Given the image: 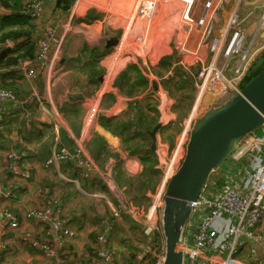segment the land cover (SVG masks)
Here are the masks:
<instances>
[{
	"label": "built area",
	"instance_id": "2783aa9c",
	"mask_svg": "<svg viewBox=\"0 0 264 264\" xmlns=\"http://www.w3.org/2000/svg\"><path fill=\"white\" fill-rule=\"evenodd\" d=\"M47 1L31 0L24 5L22 13L32 21L41 20L43 5ZM173 1L174 3L180 2L179 5L184 8L180 15L181 21L194 25L199 31H202L201 44L207 43L204 37L210 33V29L206 24L207 9H210V3L204 5V16L194 20L191 18L190 13L195 0H191V2L185 0ZM80 3V0L75 1L76 5ZM179 5L177 6V11L180 10ZM158 8L159 0H135L134 8L128 15L127 27L123 30L120 42L118 41V45L113 47V52L110 56V58L114 59H112L111 71H107L102 76L101 88L95 98L84 102L82 105V107L88 109L86 115L91 119V123H94L102 99L115 76L114 70L112 71L114 66L122 61L124 63L134 58H139L143 61L148 60L146 63L143 62L142 66H139L136 61L131 62L138 67L139 72L148 82L153 83L155 80L153 69L156 67L154 63L156 59L154 57L151 58L149 49L144 47L145 40L141 33L137 32V23L140 21L150 22L158 12ZM106 12L108 17H105L104 21L81 22L78 24L79 29L86 31L99 30L103 23L106 25L108 23L112 24L111 17L114 14L111 11ZM261 21H264V15H262ZM73 26L75 25L71 18L65 22H59L58 25L53 27L49 25L37 40L34 59L19 63L15 67L16 74L29 83L37 75V72L45 70L50 61L53 43L57 38H62L69 33ZM262 26L264 29V23ZM56 30L57 32L59 31L58 35ZM127 42H132L133 46L125 47ZM252 43L253 41L249 45H245L244 28L235 13L229 16L222 37L214 36L209 39L206 48L211 61L207 64L201 61V67L196 77L192 75L195 81V100L190 113L183 122L178 142L170 153L167 152L165 154L163 150L159 153L155 151L158 157L157 169L160 171V182L155 193L148 195L151 205L143 216L144 225L142 227V234L147 238V244L151 243L152 246H149L148 251L141 254L138 264H163L164 245L157 247L154 244V239L157 236L163 239L161 219L163 197L167 184L181 166L189 133L195 120L206 112L221 107L239 93L247 78V74L251 70L249 66L254 60L252 57L257 55L255 50L251 53ZM179 50L183 57L193 55L183 44L180 45ZM132 51L137 53H131ZM116 58H118L117 62ZM219 59L226 63L222 68L217 65ZM183 60L180 64H182ZM228 63H230L229 68L231 69L230 75H232V78L226 75ZM125 64H122L120 68L124 67ZM8 71L5 70L3 72ZM1 72L0 79L3 74ZM31 90L34 94V87H31ZM158 97L160 99V111L167 116L164 126H168L173 121V117L168 116H172L171 110L175 104L173 105L171 99L157 95ZM3 103H15L18 105L22 112L19 115H23V118H28L30 115V111L28 112L23 107L24 102L18 99L14 93L0 89V104ZM37 107L42 112L47 113L42 101L37 100ZM55 121L52 125L57 140L59 126L58 122ZM259 128V132L253 130L240 140L237 151L227 162L211 172L198 199L190 203V216L181 236L182 264L262 263L254 253L249 254L250 263L244 262L237 257L240 250L248 242L259 244L264 248V241L255 234L257 228L264 222V124ZM87 136L88 134L85 132L77 139H74L72 150L65 147L61 148L57 156L54 154L52 162L67 161L81 178L90 179L97 175L107 186V180L104 176H100L101 174L85 150L84 143ZM162 145L164 146V143ZM4 159L6 170L14 174L20 172L18 166L24 159L23 153L13 150L7 152ZM23 177L26 180H30L32 175L30 172H24ZM69 182L77 184L76 180H69ZM9 197L10 190L0 193V235L4 236L7 230H17L22 221L42 225L45 228V236L51 238L52 242L50 244L35 243L34 246L41 252L46 262L45 264H68L63 258V249L66 243L74 239L75 232L61 219L62 209L60 204L56 201H51L43 207H32L19 217L12 211L2 207L3 200ZM121 210L125 212L129 209L126 207V209ZM132 210L135 213L138 212L134 208ZM111 213L113 217H119L118 210L113 209ZM4 250V246L1 245L0 252ZM94 253L96 259L103 264H120L115 261L116 257L112 253L107 235L97 238Z\"/></svg>",
	"mask_w": 264,
	"mask_h": 264
},
{
	"label": "crops",
	"instance_id": "0c3cea01",
	"mask_svg": "<svg viewBox=\"0 0 264 264\" xmlns=\"http://www.w3.org/2000/svg\"><path fill=\"white\" fill-rule=\"evenodd\" d=\"M75 1L76 0H74L70 11L66 15H60L59 13L54 15L56 0H48L43 5L41 20L33 21L38 28L40 36L55 19L60 22H65L67 19L71 18L75 26H73L71 31H69V33H67L64 37L57 38L55 40L52 46L50 61L46 69L37 72V75L29 81V83L27 81V84H29V96L27 98L24 97L27 93H23L22 85L23 87L26 86V82L22 79L23 77L16 74L17 72L15 68L12 69L13 72H10L11 74L1 75L3 81H7V83H16L13 91L18 94V99L22 102L25 101V105L23 107H27L28 112L30 111L28 121L32 125L29 126V130H27L26 127H24L23 122L21 125L18 124L19 122L17 121L20 119L19 113L22 112L20 107L15 103L0 104V193L10 190V197L3 200L2 207L12 211L19 217H21L22 214L29 208L43 207L51 201H56L47 198V193L52 192L53 188L57 185L45 186L48 189L47 193H45L46 198L40 200L41 197L39 198V194L36 193L37 190H35L36 185L33 184L34 182H31L35 180V178L32 180L31 177V179L27 181L23 177L24 172H30L32 176L37 175L36 171L33 170L32 167V156L30 155L27 157L26 155H28V153H23L24 160L18 166L20 172L14 174L13 172L6 170L4 158L7 152H11L13 150L19 152V150L14 147L18 145H24L27 149H29L30 145L35 147L37 144L35 137L36 131L39 129L43 131L44 129L45 134L47 135V131H50V126L56 120L58 122L59 130H62L67 137L73 140L87 132L88 136L84 143L85 147L92 134L102 137L107 143L109 149L118 154L122 163V170L127 174V176L136 177L141 173V166L137 157L131 156L128 152L122 151L121 139L113 132V130L115 132L118 131L113 127L108 128L106 120L122 118L120 120L126 122L129 116L132 117L131 113L136 111H143L149 115L146 106L149 103L148 100L150 97L157 103V106L155 107L158 117L157 124L161 125L160 128L165 127L164 122L166 121L167 116L160 111V99L159 97L157 98V95L162 98H171L165 95V93L159 88L161 81L164 80L163 82H166L168 78L167 81L172 85V88H181V90L186 89L188 85H192V75L197 73L201 67V60H197V58H204L203 49L201 48L203 38L202 31H199L194 25H189L180 20V23L183 25L181 30L176 33L170 32L171 26H167V18L171 14H175L177 12L178 4L176 2L174 3L173 0H159L158 12L154 18L150 22H138L137 32L143 33L149 28L153 31L150 34V40L152 39V46L150 48L155 57L159 61H162L159 69L160 71H163V73H156L158 76L154 74L155 80L153 83L148 82L147 88L143 87L137 91L135 90L136 92L132 95L122 94L117 87L113 86L114 83L113 85H110L107 93L102 99L97 117L94 123H91V119L88 115H86L88 109L86 107H82V105L84 102L95 98V95L100 90L102 83L99 82L98 88H95L96 90L93 92L94 94L90 97L87 96L85 88H80L88 85L87 73L84 72L87 59L85 60V57L82 55L83 48L87 46L108 50V53L100 61V65L103 66L105 60H108L113 52V47L110 49L105 47L106 43L108 40L114 38L118 39L120 42L123 30L127 27L128 15L134 8L135 0H80L81 3L79 5H76ZM233 2V7L230 8L229 6V12L224 14V16H226L224 17V23L219 26V29L213 30V35L216 37H222L227 26L228 16L235 13L239 17V20L244 28L245 45H249L251 41H253L252 44L254 49H258L261 47L260 43L264 41V29L260 31L258 30V18L262 9H264V0H233ZM228 3H230V1H228ZM203 4L201 12L199 11L194 14L191 9V16L194 18V15H197L194 20H198L204 16L205 13ZM196 8L197 6L195 7V11ZM112 9L121 15H115V13L111 11ZM106 11H111L114 14V16L111 17V20L112 24L116 27L117 33L111 31L108 27L106 28L105 23L102 24L99 30L84 31L79 29L78 24L81 22H90L94 20L101 22L104 21L105 17H108L106 15ZM5 13L6 11L0 8V15ZM182 44L185 45L186 49L193 55L183 57V54L179 50L180 45ZM13 45V43L2 45L0 47V53L7 48L13 47ZM183 59H188L186 65H183V62L180 64ZM202 62L207 63V60ZM193 63L198 65L197 69H194ZM255 63L251 66V68L254 67ZM171 65L173 69L170 68ZM225 65L226 63L223 61V63H221V68ZM125 67L126 66L122 67L121 70L115 74L114 78L116 83L121 85L122 90L127 91L128 85L124 83V80H120L119 78L117 79L118 74ZM229 67L230 63H228L226 70V72L228 71L230 74L231 69ZM166 68H169V70L166 71ZM177 68H180V70L176 71ZM31 87H34V94L32 93ZM24 89L26 90V88ZM37 100L42 101L47 113L38 109ZM172 101L173 105H176V102L174 100ZM74 105H79L85 111L84 115H86L84 116L85 118L83 117L82 119L83 124L78 135H74L64 116L59 113V110L61 109H68L69 111ZM175 105L171 110L172 116H168L173 117L172 124L168 125L170 126L168 127L169 129H172L171 126L177 122L174 114ZM189 108L185 112L186 118L189 113ZM152 116L153 115H151V117ZM15 122L17 124H14ZM183 122L181 125H183ZM17 125H19V127ZM111 125L113 126V124ZM180 135L181 132L179 133L178 131V134L175 137V143L172 147L169 143H167L166 146L167 149H169L168 153L172 151L178 142ZM156 139L158 142H161L160 129L156 132ZM165 143L166 142H164V144ZM34 162H37L38 165L41 164L44 168H46L45 164L38 158H36ZM115 163V160H111L108 163V166L110 167L106 168L102 172H99L101 174L100 176L105 177L107 180V187L119 206L121 207L122 205H126L129 210L125 212L133 218V221L139 223L140 229L143 225L142 217L147 210L144 211L143 208L137 210L134 209L135 211H138L135 213L132 210L133 208L125 202V198L123 197V194H121L122 191H125V187H122V190L119 189L112 179L111 173ZM61 166L63 165H60L59 167L60 174L66 179V181H60L61 184L59 183V186L61 189H64L65 192H68L70 189L66 188L63 183L69 184V181L67 180V175L69 174L67 170H64L63 174L61 172V170H63ZM49 170H52L55 173L53 169ZM41 183L46 185L45 180ZM41 183L40 185L42 186ZM36 187L40 186L38 185ZM91 197L93 198L91 201L94 209L93 215L97 214V216L104 218L106 216H110L111 211L114 209L110 200H108L107 197L101 193L94 194ZM65 198L66 197H61L60 201L61 199L65 200ZM73 202L74 203L70 202L71 208L67 203L64 204V212H68L71 215L69 219L67 218L69 221L72 220L74 216L79 217L81 221V215L76 214L77 211L75 210V206L80 204L81 201L80 199L78 201V199L75 198L73 199ZM87 221L89 220H84V227L82 229H80V225L70 221L72 222L71 227L73 230L75 229V237L66 243L63 249V257L68 264H103L101 261L96 259L95 256L83 255L81 253L83 248L86 246V237L88 238L89 235L86 230L91 228ZM21 223L22 224L18 230H7L4 236L0 235V246L3 245L5 249L0 252V264H45L46 262L37 248L30 245L26 247V245H23L20 241L21 236L23 234H27L28 236H31L34 241L41 243L44 242V228L42 225L34 224L32 222L22 221ZM117 225L118 226H116L110 233L111 237L109 236V244L113 255L116 257V263L138 264L142 256L141 254L148 251L147 243L144 244V240L140 239L141 237L138 236V231L135 228L137 227L136 225L134 227L131 223L123 221L122 218L118 219ZM257 230L264 233V222L257 228ZM253 250H255L259 261L262 262L261 264H264V248H262L259 244H255Z\"/></svg>",
	"mask_w": 264,
	"mask_h": 264
},
{
	"label": "trees",
	"instance_id": "16d2710c",
	"mask_svg": "<svg viewBox=\"0 0 264 264\" xmlns=\"http://www.w3.org/2000/svg\"><path fill=\"white\" fill-rule=\"evenodd\" d=\"M30 1L31 0L27 2ZM73 2L74 0H56L54 15L57 13L60 15H66L70 11ZM26 3L25 0H0V8L6 11L5 14L0 15V47L7 43L14 44L13 47L7 48L2 53H0V72L2 71V75L11 74L10 72H13L12 69H14L19 63L33 60L36 54V45L37 40L40 37V33L33 21L22 13ZM107 53L108 50L103 48L87 46L83 48L82 55L85 57V60L87 59L84 72L87 73L88 85L82 86L80 88L86 89V94L88 97L94 94L93 92H95V88H98L99 86V79L103 76L104 70L100 65V61ZM5 70L9 71L3 72ZM257 72L258 70H254L253 74ZM118 78L120 80H124V83L128 85L127 91H124L122 90L121 85L117 84L116 86L115 84V86L124 95H132L134 92L142 89L143 87L147 88L148 85V81L133 65H126V67L118 74L117 79ZM245 81H247V78ZM15 86L16 83H7V81H3L1 77L0 89L10 91L18 98V94L13 91ZM177 90H181V88H177ZM151 100H153V98L149 97V103L146 106L149 115L143 111H136L131 113L132 117L129 116L126 122L121 121L120 119L122 118L106 120L108 128L113 127L118 131L115 132L113 130V132L116 133L121 139L122 151L128 152L129 155L137 157L141 166V173L138 176H127V174L122 170V163L118 154L109 149L107 143L102 137L92 134L90 140L86 143V149L100 171L105 170L104 167L109 158H112L116 161L111 173L112 179L119 189L125 187V194L127 193L133 196L130 198L127 197V199L125 198V202L135 210L140 209L141 207H143L144 210L148 209L147 206L150 202L148 194H154L160 182V171L157 169L158 161L156 153L151 152L149 148L151 144L149 132H151L153 127H155V125L158 123L157 112L155 110L156 108L150 105ZM176 106L177 103L175 108ZM59 113L64 116L74 135H78L83 124L82 119L84 116H86L84 115L85 111L79 105H74L69 111L68 109H61L59 110ZM151 115L153 116L151 117ZM24 121L25 120L23 119L24 127L29 130V126H32L31 123L28 124L26 121ZM111 124H113V126ZM174 126H176V124L172 125L171 128ZM44 127L47 128L46 126ZM168 127L170 126L160 128V138L162 142L163 140H167L170 143L169 145L172 147L175 143V137L178 134V131L173 132ZM254 130L259 132L260 128L258 127ZM47 132L48 133L46 135L44 129L43 131L39 129L36 131V135L34 134L37 140V144L34 147L37 151L36 158L42 161L45 164V167L47 166L48 162L50 164L49 166H52V159L54 156L53 153L59 154L60 149L63 147L69 150H72L74 147L73 139L67 137L62 130H58L57 140L56 135L53 132V125L50 126V131ZM37 149H39V151ZM59 164L63 165L61 166V168H63V170H61L63 174L64 170L68 171L69 175H67V180H76L80 191L83 192L81 193L79 190L75 189V184L73 183L68 182L69 184H67L62 182L66 188L71 189V192H73L76 199H80L81 202L87 200L89 203L90 198L92 199V195L101 193L107 196V198H109L110 202L113 204L114 209L119 211V217H113L112 213H110V216H106L105 218L99 217L97 214L93 215L89 213L82 215L80 221L79 217L74 216L70 221L80 225V229L84 227L83 222L86 219L91 222L92 227H96V230L88 235L89 241L93 242L94 244L95 240L99 236L107 235L109 237L112 230L118 226V219L121 218L123 221L131 223V225L134 227L136 225L137 227L135 228L138 231V236H143L142 229H139V223L133 221V218H131L129 214H125V212L120 209L119 204L115 202V199L112 197L108 187L103 183L99 176L95 175L90 179H84L78 175L77 171L73 169L69 162L59 161ZM67 197H69V195H67ZM67 201L68 199L65 198V200L61 199L60 202V207L63 209L61 213V219L64 221L68 220L67 218L71 216L68 212H64V204L67 203ZM144 202H147V204H144L145 206L140 205V203ZM90 210L94 213L93 209ZM70 221L68 220L66 224L71 227L72 222ZM43 231L45 236V228ZM140 239L144 240V244L147 243V238L145 236L141 237ZM160 239H162L160 236H157L154 239V244L157 247H162L160 244ZM51 242L52 239L45 236V241L42 243L50 244ZM254 245V243L248 242L246 246L240 250L237 257L244 262L250 263L248 258L249 254L254 253L256 255L255 250H253ZM149 246H152L151 243L148 245V247ZM89 251L93 254L92 256H95V253L93 251L91 252V249H89ZM250 264H254V262H251Z\"/></svg>",
	"mask_w": 264,
	"mask_h": 264
},
{
	"label": "water",
	"instance_id": "95a60500",
	"mask_svg": "<svg viewBox=\"0 0 264 264\" xmlns=\"http://www.w3.org/2000/svg\"><path fill=\"white\" fill-rule=\"evenodd\" d=\"M118 44L110 39L106 48ZM254 70H258L253 74ZM99 82H102L100 77ZM264 124V58H259L247 74L237 95L219 108L195 120L185 147L181 166L167 184L163 197V264H182L181 236L190 216V203L204 189L212 171L227 162L238 149L240 140ZM157 124L149 133L150 151H156Z\"/></svg>",
	"mask_w": 264,
	"mask_h": 264
},
{
	"label": "rangeland",
	"instance_id": "374dc122",
	"mask_svg": "<svg viewBox=\"0 0 264 264\" xmlns=\"http://www.w3.org/2000/svg\"><path fill=\"white\" fill-rule=\"evenodd\" d=\"M27 1H29V0H25V3L27 2ZM185 1H187V2H191V0H185ZM228 1H230V3H228ZM203 2H204V4H203ZM200 3V4H199ZM206 3H210V9L208 8L207 9V11H208V15H207V20H206V24H207V27L210 29V33H209V35L208 36H206V37H204V40L205 41H207V43H204V44H202V51H203V55H204V58H207V59H199V58H197V60H201V61H206L207 60V63L210 61V59H211V57H210V55L209 54H207L208 52H207V49H206V44H208V41H209V39H211V38H213L214 37V35H213V30H215V29H219V26L221 25V24H223L224 22V17H226V16H224V14L225 13H228L229 11V6H230V8H232L233 7V5H234V2H233V0H195L194 1V4H193V7H192V13H194V14H196L197 12H201L202 11V4L203 5H205ZM177 4L179 5L180 4V2H177ZM197 6V8H196V11H195V7ZM179 7H180V10L179 11H177L175 14H171L167 19V26H171V31L170 32H172V33H176V32H179V30H181V28H182V24L180 23V20H181V18H180V15H181V13H182V11H183V6L182 5H179ZM113 13H115V15H117V16H120L119 15V13H116L113 9L111 10ZM262 15H264V9H262V11H261V13H260V15H259V18H258V30L260 31V30H262L263 29V26H262V24L264 23V21H261V19H262ZM195 17H197V15H194V18ZM229 17V16H228ZM191 18L192 19H194L192 16H191ZM110 21V20H109ZM59 20H54L53 21V24H51L52 25V27L53 26H56V25H58L59 24ZM62 22V21H61ZM184 22V21H183ZM260 23H261V26H260ZM166 26V25H165ZM51 27V28H52ZM109 28V29H111V31H113V32H116L117 33V30H116V27L113 25V24H110V23H108L107 25H106V28ZM84 31H86V30H84ZM90 31V30H89ZM59 32V31H58ZM58 32H57V30H56V33H57V35H58ZM153 31L151 30V28H149L148 30H145L143 33H141V36H143L144 37V47H147L149 50V55H150V57L152 58V57H154L156 60H155V64H156V67L153 69V73L154 74H156V73H163V71H160V69H159V66L161 65V63H162V61H159L156 57H155V55H154V53H153V51L151 50V40H150V34L152 33ZM136 44H137V42H136ZM260 45H261V47H259L258 49H254V46L252 47V49H251V53L255 50L256 51V56L255 57H252V59H254L252 62H251V64H250V66H249V68H251V66L257 61V59H259L261 56L262 57H264V41L263 42H261L260 43ZM259 45V46H260ZM133 46V43L131 42H127L126 44H125V47H132ZM257 51H258V53H257ZM131 53H137V52H135V51H132ZM142 57V56H141ZM194 57V56H193ZM195 57H197V56H195ZM112 59L113 58H109L108 60H105V62H104V64H103V75L104 74H106V72L107 71H111V64H112ZM114 60V59H113ZM188 60V59H187ZM187 60H183V65H186V63H187ZM118 61V58H116V62ZM131 61H136V63L139 65V66H142V63L143 62H147L148 60H145V61H143V60H141V59H139V58H134V59H130L128 62H124L123 63V61L122 62H120L118 65H116V66H114L113 67V69H112V71L114 70V75L117 73V72H119V70H121V65L122 64H125V63H127V64H125V66L126 65H133V63L131 62ZM207 63H205L204 62V64H207ZM221 63H223V60L222 59H219L218 61H217V65L219 66V67H221ZM133 66H135V65H133ZM137 69H138V67L137 66H135ZM193 67H194V69H197L198 68V65L197 64H195V63H193ZM171 69H173L172 68V65H171V67H170ZM167 70H169V68L167 69L166 68V71ZM175 70V69H174ZM180 70V68H177L176 69V71H179ZM165 71V72H166ZM199 71V70H198ZM138 72H139V69H138ZM141 73V72H140ZM157 75V74H156ZM196 75H197V73H195L194 74V77H196ZM226 75L229 77V78H232V75H230L229 74V72L227 71L226 72ZM158 76V75H157ZM115 77V76H114ZM167 80H168V78H167ZM166 80V82H163L164 80H162L161 81V83H160V89L165 93V95H167L169 98H171L172 100H174L176 103H177V106H176V108L174 109V114H175V116H176V120H177V122H176V126H174V127H172V131L173 132H175V131H179V133L180 132H182V128H183V126L181 125L182 124V122H183V120L186 118V114H185V112L187 111V109L189 108V113H190V111H191V109H192V107H193V104H194V100H195V95H196V91H195V87H194V79H193V77L191 78V82H192V85H188L187 86V88L186 89H184V90H177V88L176 89H174V88H172V85L170 84V83H168V81ZM26 83H25V85L26 86H24L23 87V85H22V90H23V93L25 94V93H27L24 97L25 98H27L28 96H29V84H27V81H25ZM113 83H114V86H115V84H116V86H117V84L118 83H116V81H115V78H113V80H112V82H111V85H113ZM178 83V82H177ZM115 86V87H116ZM24 88H26V90L24 89ZM190 88V89H189ZM22 100H25V99H22ZM25 102V101H24ZM222 103V102H221ZM221 103H219V104H221ZM25 105V104H24ZM150 105L151 106H153V107H156L157 106V103L156 102H154L153 100H151L150 101ZM24 109H26V110H28L27 109V107L26 108H24ZM188 113V114H189ZM21 114V113H20ZM18 119H19V117H18ZM22 119H24L28 124H29V117L28 118H23L22 116H20V119L17 121V122H19L18 124L19 125H21L22 124ZM14 124H17L16 122L14 123ZM19 125H17L18 127H19ZM164 142H166L165 144H167V143H169L167 140L166 141H164L163 140V142L161 141V142H158V140H157V145H156V152L157 153H159V152H161V150H163L164 152H165V154H167V152H169V149H167V146L164 144V146L162 145ZM170 144V143H169ZM160 146V147H159ZM171 146V145H170ZM14 147H16L17 148V150H19L21 153H28V155H26L27 157H29L30 155L32 156V167H33V170H35L36 171V173H37V175H33L32 176V180L35 178V180H33V181H31V182H34L33 184L34 185H36V186H40V187H36L35 186V190H37L36 191V193H38L39 194V198L41 197V199L40 200H42L43 198H46V196H45V193H47V187H45V186H47V185H57L55 188H53V191L52 192H48L47 193V198H50L51 200H56V202H58V203H60L61 201H60V198L61 197H66V199H68V201H67V204L69 205V207L71 208V205H70V202H72V203H74L73 202V199H75L76 197H75V195L73 194V192H71V189L68 191V192H65L64 191V189H61V187L59 186V183H60V181H66V179L64 178V177H62V175L60 174V170H59V167H60V164L57 162V161H54V163L52 164V166H49L50 164H49V162H48V164H47V166L46 167H50V168H44L41 164L40 165H38V163L37 162H34V160L36 159V153H37V151L35 150V148H34V146H32V145H30V147H29V149H27V147H25L24 145H21V146H14ZM53 149H54V147H53ZM157 149H158V151H157ZM38 151H39V149H37ZM85 150H86V152H87V154H89L88 153V151H87V149H86V147H85ZM155 152V153H156ZM171 152V151H170ZM53 155H54V153H53ZM56 156L58 155V154H55ZM34 156V157H33ZM27 157H25V158H27ZM156 157H157V155H156ZM89 158L92 160V162L94 163V160H93V158L89 155ZM24 160V159H23ZM111 160H113L112 158H109V160H108V162L105 164V169L106 168H109L110 166H108V163L111 161ZM157 160H158V157H157ZM30 164V163H29ZM94 165L96 166V168H97V170H98V172H102V171H100L99 170V168H98V166L94 163ZM53 167V168H52ZM49 169H53L54 171H55V173L52 171V170H49ZM42 179V180H41ZM43 180H45V183H46V185H43L41 182L43 181ZM27 181H29V180H27ZM41 181V182H40ZM74 181V180H73ZM39 183V184H38ZM40 183L42 184V186L40 185ZM61 184V183H60ZM75 186L77 187H75V189H78L79 191H80V189L78 188V185L77 184H75ZM33 188V187H32ZM81 193H83L82 191H80ZM124 193V194H123ZM121 194H123V197L124 198H126L127 199V197L128 198H130V197H133L131 194H125V191H122L121 192ZM67 195H69V197H67ZM112 195V194H111ZM133 195H138V194H133ZM148 195H150V194H148ZM126 196V197H125ZM107 197V196H106ZM112 197H113V195H112ZM114 198V197H113ZM108 200H109V198H107ZM115 199V198H114ZM93 200V198L91 199L90 198V202L88 203L87 202V200L86 201H84V202H81V204H77L76 206H75V210L77 211V213L76 214H79V215H86V214H89V213H91V214H94L90 209H93V204H92V201ZM78 201H79V199H78ZM115 201H116V199H115ZM116 203H117V201H116ZM144 204H147V202H144V203H140V205H142V206H145ZM151 205V202H149V204H148V206H150ZM147 206V208H148V210H149V208L150 207H148ZM123 207L126 209V205H122L121 206V209H123ZM141 208H143V207H141ZM21 209H22V207H21ZM144 209V208H143ZM94 210V209H93ZM62 211H63V209H62ZM145 211V210H144ZM67 214V213H66ZM78 216V215H77ZM68 219H69V217H68ZM68 220H66L65 222H67ZM144 217H142V223H143V225H144ZM89 224H90V227L91 228H89V229H87L86 230V232H88V234H91L93 231H95L96 230V227H92V224H91V222L90 221H87ZM139 222H141V221H139ZM22 224V223H21ZM20 224V225H21ZM143 225H142V227H143ZM20 227V226H19ZM139 227H140V225H139ZM141 227V228H142ZM19 229V228H18ZM17 229V230H18ZM80 232V231H79ZM255 234L257 235V236H260L261 238H262V240L264 241V233H261V232H259V230H256L255 231ZM141 237H143V236H141ZM97 240V239H96ZM96 240H95V242H96ZM20 241L22 242V244L23 245H26V247L27 246H32V247H35L34 246V244L36 243V244H39V243H41V242H37V241H34V239H32V237L31 236H28L27 234H23L22 236H21V238H20ZM85 243H86V246H85V248H83V250L81 251V253L83 254V255H89V256H92L93 254L92 253H90V251H89V249H91V252L93 251L94 252V248H95V243L93 244V242H91V241H89L88 240V238L86 237V240H85ZM160 244H161V246H163L164 245V241H163V239H160ZM264 252V251H263ZM65 262H67V261H65Z\"/></svg>",
	"mask_w": 264,
	"mask_h": 264
}]
</instances>
